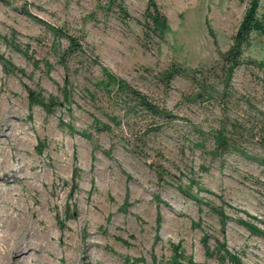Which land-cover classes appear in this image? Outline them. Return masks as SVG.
Here are the masks:
<instances>
[{
  "label": "rangeland",
  "instance_id": "1",
  "mask_svg": "<svg viewBox=\"0 0 264 264\" xmlns=\"http://www.w3.org/2000/svg\"><path fill=\"white\" fill-rule=\"evenodd\" d=\"M251 1L0 0V187L14 185L6 163L52 173L58 203L44 224L57 253L75 234L78 264L84 245L90 264H264V34L229 82L221 59ZM151 3L168 20L164 40L144 35ZM173 67L184 73L166 90ZM108 71L165 114L107 88ZM235 128L233 147L217 149ZM28 202L40 207L34 193ZM38 256L28 246L8 262Z\"/></svg>",
  "mask_w": 264,
  "mask_h": 264
},
{
  "label": "bare ground",
  "instance_id": "2",
  "mask_svg": "<svg viewBox=\"0 0 264 264\" xmlns=\"http://www.w3.org/2000/svg\"><path fill=\"white\" fill-rule=\"evenodd\" d=\"M3 115H6V112H4ZM5 157L6 155L4 158ZM9 157L12 159L13 156ZM26 158V154L18 153L17 155V161L19 163L25 161ZM34 166L35 165L31 164L12 166L10 163L4 165V169H10L12 167H15V169L12 171L14 177L12 181L14 185L5 184L0 187V205H3V207L0 208V222L3 225L5 223L7 225V231L4 234H0V264H9L8 256L10 253L13 252L16 254L28 246H34L36 252L39 253L37 262L33 263L32 261V264H52L49 260L57 258L60 260L66 259L68 262L67 264H78L76 253L80 250V246L75 234L66 235L63 240L62 250L64 251V248L71 250L67 251L66 255L63 251L57 253L52 246V234L54 233L55 227L49 226L48 228L47 225L44 224H47L45 221L46 213L44 207H54L58 203V194L54 190L52 173L47 171L37 172ZM25 170H28V174L23 175L22 173ZM55 172L57 173L58 179L59 171L55 169ZM17 183L19 184L18 186L16 185ZM40 184L46 185L48 191H41L39 189ZM31 193H34L39 203V208H34V206L28 202ZM85 218L84 213H81L83 222ZM22 230L27 231V236H39L30 241L21 242L18 237ZM86 238L89 243L85 244L88 246L95 243L90 233H87ZM84 246L85 247L81 246L84 258L83 264H90L89 251L86 245Z\"/></svg>",
  "mask_w": 264,
  "mask_h": 264
},
{
  "label": "trees",
  "instance_id": "3",
  "mask_svg": "<svg viewBox=\"0 0 264 264\" xmlns=\"http://www.w3.org/2000/svg\"><path fill=\"white\" fill-rule=\"evenodd\" d=\"M120 11L126 17H130L126 8L123 4H120ZM145 26L144 32L147 37L152 34L156 35L161 40H164L166 34L169 30L168 20L165 14L158 9L155 3H151L148 11L145 13ZM254 34H264V8L262 6V0H252L246 13L241 22V25L234 35L233 45L231 48L221 54V59L223 62V69L227 81L229 82L234 75L236 69L241 67L244 63L245 50L251 46L252 37ZM69 40V50L72 52L83 51L78 38L69 35L67 36ZM184 73V69L181 67H173L168 71L161 74V81L164 83L166 90L171 88V85L175 78ZM107 88L112 85H118L123 91L128 93V96L132 101L138 105L142 110L146 111L148 114L153 116H158L165 114L154 104V102L149 99L142 92L131 88L126 82L118 79L113 73L107 72ZM161 113V114H160ZM235 135L229 136L225 130H220L216 136L217 149H225L229 151L233 147L235 136L241 135L239 128H235Z\"/></svg>",
  "mask_w": 264,
  "mask_h": 264
}]
</instances>
